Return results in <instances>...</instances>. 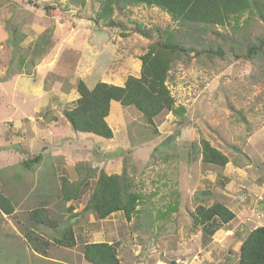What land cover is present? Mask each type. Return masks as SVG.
Returning a JSON list of instances; mask_svg holds the SVG:
<instances>
[{
	"label": "rangeland",
	"instance_id": "1",
	"mask_svg": "<svg viewBox=\"0 0 264 264\" xmlns=\"http://www.w3.org/2000/svg\"><path fill=\"white\" fill-rule=\"evenodd\" d=\"M45 2L31 7L34 13L29 16L21 15V22L42 25L46 20L42 12L48 16L67 11L64 18L75 28L74 62L83 59L90 71L97 66L119 84L129 76L138 77L140 57L152 43L164 40V31L173 33L186 52L173 61L167 86L175 108L183 110L163 111L149 125L134 107L113 104L106 118L113 138L102 150L90 144L94 162L91 155L77 162L73 171L58 167L54 177L45 175L40 159L31 163L38 151L28 160L5 154L4 142L15 132L8 125L0 128L1 192L13 205L9 215L0 211V264H90L83 247L99 242L114 245L118 264H170L195 256V264H237L242 242L263 224L258 213L264 208V22L247 11L225 25L190 23L173 20L159 7L118 4L108 23L97 19V0ZM50 21L43 40L52 32ZM90 25L96 27L91 38ZM20 41L16 35L9 47L2 48L0 70L6 74L21 68L30 50L37 54L31 62L45 50L29 46L27 51ZM252 45L258 53L250 57ZM94 60L98 62L90 64ZM6 74L0 80L10 76ZM68 105L71 109L75 102ZM202 140L227 156L228 163L223 167L204 163ZM105 161L111 168L124 169L142 196L129 221L122 212L100 220L83 211ZM64 179L68 187L79 185L78 198L62 199ZM231 196L240 204L232 221L212 235L194 224L197 206L230 205ZM38 208L45 209L48 222L29 219ZM66 229L74 235V246L55 241ZM32 232L46 244L44 254L28 244L26 234Z\"/></svg>",
	"mask_w": 264,
	"mask_h": 264
},
{
	"label": "trees",
	"instance_id": "2",
	"mask_svg": "<svg viewBox=\"0 0 264 264\" xmlns=\"http://www.w3.org/2000/svg\"><path fill=\"white\" fill-rule=\"evenodd\" d=\"M100 2L98 20H110L118 4H143L161 8L173 20L210 25H225L231 18L239 20L247 11L264 22V0H97ZM84 3V0H82ZM111 23V21H108ZM142 35H146L142 32ZM164 40L152 43L148 51L140 57L141 70L138 77L129 76L123 86H113L104 82L97 83L89 90L83 82L77 85L79 98L73 108L64 111L63 115L74 131L89 133L104 139H112L113 132L106 122L112 102L123 107H134L141 113L145 122L154 124V118L163 111L175 114L183 110L175 108V101L168 86L167 78L173 61L178 59L186 49L175 39L173 33L164 31ZM257 47H249L248 55L257 54ZM200 155L206 164L225 166L228 158L208 141L200 143ZM37 155L31 163L38 162ZM30 163H26L28 166ZM80 164L76 165L79 167ZM136 183L123 169L120 174L107 175L98 172L95 187L85 204L83 211L93 213L97 219H105L111 214L122 212L127 221L131 220L142 198L135 189ZM79 185L68 187L64 179L61 197L65 201L79 196ZM0 211L4 214L13 212L12 202L1 192ZM234 213L221 203L209 207L197 206L193 215L194 224L204 226L209 235L223 224L234 219ZM29 219L35 222H48L43 208L34 209ZM30 247L44 254L46 244L32 232L26 234ZM60 246H74L75 240L71 230L62 232V237L55 240ZM84 259L90 264H118L117 252L113 244L106 242L88 243L83 247ZM170 264H176L171 262ZM237 264H264V227L250 231L239 249Z\"/></svg>",
	"mask_w": 264,
	"mask_h": 264
},
{
	"label": "crops",
	"instance_id": "3",
	"mask_svg": "<svg viewBox=\"0 0 264 264\" xmlns=\"http://www.w3.org/2000/svg\"><path fill=\"white\" fill-rule=\"evenodd\" d=\"M45 1L0 0V53L3 47L11 45L10 41L15 39L16 35L20 36V47L26 48L27 51H29V46L31 49H45L38 60L34 59V62H31L30 58L37 54L33 56V50H30L29 58H26L21 68L18 67L9 74H6L5 70H0V75H10L0 80V128L8 125L15 132L8 141L4 142L5 154L18 156L20 160L22 158L28 160L29 154L33 156L38 151L37 155L41 156L39 162L42 169H46L44 170L45 175L54 177L56 171L58 172V167L60 170L64 168L73 171V166L77 162L90 157L93 152L90 144L92 148L102 150L106 142L111 140L105 139L104 141L99 136L74 131L66 121L63 115L64 110H69L67 105L76 102L79 98L75 80L81 79L89 90L93 89L98 82L123 86L126 80L119 84L114 75L108 79L107 75H103L104 72L97 66L90 71L84 66L83 59L77 58L74 62L76 57L73 54V48L76 46L75 28L66 17L64 18L63 14L67 11L56 10L50 12L48 16L42 12L41 16L46 19L42 25H36L39 21L35 24L21 22L29 14L34 13L32 8L42 5ZM56 1L64 5L65 0ZM65 9L68 10V8ZM21 15L23 19H20ZM49 21L52 22V32L43 40L46 27L51 26L46 24ZM88 28L87 33L91 38L96 27L90 25ZM87 47L90 49L89 46ZM96 62L98 60L90 64ZM90 72H93V76ZM101 77L104 78L100 79ZM113 104L120 105L112 102L110 108ZM106 122L108 124V120ZM72 148L75 150L73 155ZM93 158L92 155L89 159L92 163L95 159ZM102 171L107 175H118L121 173V167L111 168L105 161ZM236 190L233 187L235 193ZM231 198L230 205L225 206L235 215L239 211L238 205L240 204L236 202L235 196ZM112 215L106 219L109 220L113 217ZM258 215L263 220L260 227H264L263 206Z\"/></svg>",
	"mask_w": 264,
	"mask_h": 264
},
{
	"label": "built area",
	"instance_id": "4",
	"mask_svg": "<svg viewBox=\"0 0 264 264\" xmlns=\"http://www.w3.org/2000/svg\"><path fill=\"white\" fill-rule=\"evenodd\" d=\"M197 256H195L194 258H192L189 262H187V261H183L182 259H178L177 261H176V264H195V263H197Z\"/></svg>",
	"mask_w": 264,
	"mask_h": 264
}]
</instances>
